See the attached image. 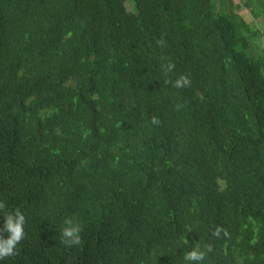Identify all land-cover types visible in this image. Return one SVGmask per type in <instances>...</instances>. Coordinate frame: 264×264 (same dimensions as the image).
<instances>
[{
    "label": "trees",
    "instance_id": "obj_1",
    "mask_svg": "<svg viewBox=\"0 0 264 264\" xmlns=\"http://www.w3.org/2000/svg\"><path fill=\"white\" fill-rule=\"evenodd\" d=\"M127 1L0 0V201L26 217L0 264H264V30L234 0Z\"/></svg>",
    "mask_w": 264,
    "mask_h": 264
},
{
    "label": "clouds",
    "instance_id": "obj_2",
    "mask_svg": "<svg viewBox=\"0 0 264 264\" xmlns=\"http://www.w3.org/2000/svg\"><path fill=\"white\" fill-rule=\"evenodd\" d=\"M157 45H163L162 39L157 40ZM175 64L171 61L162 65V71L165 76L164 83L171 84L177 89H183L191 86V79L187 74H181L175 81L168 78V73L173 72ZM181 107L177 106V109ZM153 125L161 123L159 117L153 115L151 117ZM0 215L3 216L4 223L0 226V260H5L8 257L18 254V245L25 237L24 225L26 224V217L19 208L9 211L7 204L0 201ZM83 231L82 224L77 217H66L62 227L60 228L61 243L68 247L80 245L82 242L81 233ZM219 234V229L216 230L214 235ZM212 247L209 245L206 251L193 248L184 253V260L186 264H200L205 260L207 252H211Z\"/></svg>",
    "mask_w": 264,
    "mask_h": 264
},
{
    "label": "rangeland",
    "instance_id": "obj_3",
    "mask_svg": "<svg viewBox=\"0 0 264 264\" xmlns=\"http://www.w3.org/2000/svg\"><path fill=\"white\" fill-rule=\"evenodd\" d=\"M237 4L238 7H236V11L248 22L250 23L252 26L253 24L258 27L261 30H264V18L263 17H255L253 16V14L251 13V9L248 8L246 6V2L248 0H234ZM218 5L220 6V0H217ZM253 3H254V10L257 14L261 13L264 14V0H251V6L253 7ZM127 8L130 11H133L134 9V0H128L127 3ZM221 9V8H220ZM251 43L253 44V41H251ZM264 47V45H263ZM253 48V45H252ZM251 50V49H250ZM250 50L247 51V54L250 55ZM251 56V55H250Z\"/></svg>",
    "mask_w": 264,
    "mask_h": 264
}]
</instances>
